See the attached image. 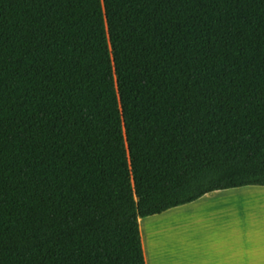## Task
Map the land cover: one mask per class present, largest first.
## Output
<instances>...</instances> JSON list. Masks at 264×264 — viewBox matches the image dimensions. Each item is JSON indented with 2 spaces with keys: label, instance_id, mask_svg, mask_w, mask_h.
I'll use <instances>...</instances> for the list:
<instances>
[{
  "label": "trees",
  "instance_id": "1",
  "mask_svg": "<svg viewBox=\"0 0 264 264\" xmlns=\"http://www.w3.org/2000/svg\"><path fill=\"white\" fill-rule=\"evenodd\" d=\"M264 185V0H0V264H145L139 218Z\"/></svg>",
  "mask_w": 264,
  "mask_h": 264
},
{
  "label": "crops",
  "instance_id": "2",
  "mask_svg": "<svg viewBox=\"0 0 264 264\" xmlns=\"http://www.w3.org/2000/svg\"><path fill=\"white\" fill-rule=\"evenodd\" d=\"M172 214L176 221L149 241L146 220ZM145 264H264V185L216 190L192 202L139 218ZM174 234V235H173ZM157 256V257H154Z\"/></svg>",
  "mask_w": 264,
  "mask_h": 264
},
{
  "label": "rangeland",
  "instance_id": "3",
  "mask_svg": "<svg viewBox=\"0 0 264 264\" xmlns=\"http://www.w3.org/2000/svg\"><path fill=\"white\" fill-rule=\"evenodd\" d=\"M175 221H176V216H173L172 214H166L153 219H148L144 224V226L147 227V232H148L147 238L149 241L152 239L151 237L154 236L157 232L160 234L162 243L168 246L167 256L169 257L171 256L172 253L170 250V241L172 235L169 233L165 234V232L163 233L162 230L165 228H170L171 225L175 223Z\"/></svg>",
  "mask_w": 264,
  "mask_h": 264
}]
</instances>
